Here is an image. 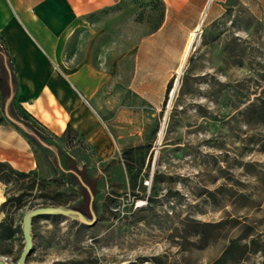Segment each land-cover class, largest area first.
<instances>
[{"label": "rangeland", "instance_id": "obj_1", "mask_svg": "<svg viewBox=\"0 0 264 264\" xmlns=\"http://www.w3.org/2000/svg\"><path fill=\"white\" fill-rule=\"evenodd\" d=\"M133 2L93 17L66 58L90 49L92 29L106 31L94 41L123 49L153 31L161 18L159 1ZM201 26L159 109L115 84L117 102L105 112L114 156L102 158L79 134L68 143L42 128L95 178L98 219L93 226L64 216L33 219L27 264H264L255 250L260 245L243 246L247 233L264 239V0H224ZM99 55L95 59L105 66ZM106 91L104 85L101 94ZM18 98L13 103L19 113ZM2 110L0 101L6 121ZM29 141L45 187L23 197L24 206L14 213L7 210L12 232L0 229V258L8 264L18 262L23 217L30 205L44 201L40 195L56 196L64 205L83 206L86 199L74 177L53 180L59 169L52 152ZM7 187L14 185L0 181V204ZM4 218L0 211V222Z\"/></svg>", "mask_w": 264, "mask_h": 264}, {"label": "crops", "instance_id": "obj_2", "mask_svg": "<svg viewBox=\"0 0 264 264\" xmlns=\"http://www.w3.org/2000/svg\"><path fill=\"white\" fill-rule=\"evenodd\" d=\"M133 1L157 0H0V38L14 70L20 104L56 137L70 126L104 159L115 154L107 115L117 102L115 84L122 83L139 100L159 109L169 80L182 64L189 35L202 25L204 16H215L224 2L158 0V26L131 46L123 49L109 41H94L106 31L92 29L90 49L82 56L77 52L72 60L66 58L75 36L90 28L93 17L135 5ZM96 53L105 66L99 65ZM104 85L107 91L102 95ZM35 153L8 118L0 124V161L19 171L39 172Z\"/></svg>", "mask_w": 264, "mask_h": 264}, {"label": "trees", "instance_id": "obj_3", "mask_svg": "<svg viewBox=\"0 0 264 264\" xmlns=\"http://www.w3.org/2000/svg\"><path fill=\"white\" fill-rule=\"evenodd\" d=\"M16 80L13 67L10 63L9 54L5 47L4 42L0 38V101L3 105V113L8 118H11L19 123H21L24 128L23 130L18 125L14 124L18 129H20L24 135L31 140L36 141V137L44 141L46 144L53 146L58 150V154L60 156L61 162L65 167L73 168L84 178V180L92 187L94 193H97V189L95 187V178L92 177L87 172V167L84 165L82 168H78L76 164V160L68 154L60 145L55 143L52 137L45 134L42 128H44L40 123L31 116L22 106H18L19 113L15 109L14 101L16 100ZM4 122V116H0V124ZM41 127V128H40ZM73 133L74 137H69V134ZM78 136V133L67 126L61 138L66 139L69 142L73 141L74 138ZM56 137V136H54ZM59 169V168H58ZM67 177L60 169L58 173V179H53L54 181L59 180L63 177ZM0 181L3 182L6 186L9 184L14 185L12 189L7 187L5 192V200L0 204V211L5 213V218L2 222H0V229H3L9 235L12 232L11 229V220L9 217V213L7 210H12L11 213H14L18 209H20L24 204L22 203L23 197L32 196L33 190L37 186H41L40 191H42L45 187L44 180H41L37 177L36 172H23L16 170L13 168L8 162L0 161ZM41 198H44V201L40 205H64L65 201L59 199L53 195L43 194L40 195ZM34 207L33 205H30ZM36 206V205H35ZM38 206V205H37ZM33 224V222H32ZM245 237L248 238L247 243L243 246H253L260 245L256 247L255 250L259 251L264 258V239H261L259 233L245 234ZM244 237V238H245ZM235 241H232L230 245L226 248L225 254L231 249ZM259 243V244H258ZM224 254V255H225Z\"/></svg>", "mask_w": 264, "mask_h": 264}, {"label": "water", "instance_id": "obj_4", "mask_svg": "<svg viewBox=\"0 0 264 264\" xmlns=\"http://www.w3.org/2000/svg\"><path fill=\"white\" fill-rule=\"evenodd\" d=\"M8 119L26 131L24 126L9 118ZM36 141L43 147L48 148L54 155L57 167L66 175L74 177L79 188L86 194L84 205H38L29 209L22 221V234L24 238V246L17 264H27V259L33 250V234L32 222L33 219L40 216H64L74 222L82 225L93 226L98 219V206L95 201V193L92 187L84 180V178L73 168L65 167L60 159L58 150L53 146L46 144L44 141L36 137ZM0 264H8L0 258Z\"/></svg>", "mask_w": 264, "mask_h": 264}, {"label": "bare ground", "instance_id": "obj_5", "mask_svg": "<svg viewBox=\"0 0 264 264\" xmlns=\"http://www.w3.org/2000/svg\"><path fill=\"white\" fill-rule=\"evenodd\" d=\"M200 32H201V25H198L192 31V33L189 35V38H188V41H187V44H186V48H185V51H184V54H183V61H182V64H181V66H180V68H179V70L177 72L178 75H180L181 72H182V68H183L184 62H185L189 52L192 51V49L194 48V46L198 42ZM178 85H179V80H178V77H177V79L175 81V84H174V87H173V89L171 90V93H170L171 97H173L176 94V91L178 89ZM60 99H61V96H60ZM162 130H163V128L161 127L160 133L162 132Z\"/></svg>", "mask_w": 264, "mask_h": 264}]
</instances>
